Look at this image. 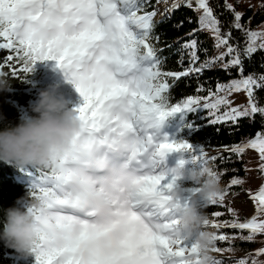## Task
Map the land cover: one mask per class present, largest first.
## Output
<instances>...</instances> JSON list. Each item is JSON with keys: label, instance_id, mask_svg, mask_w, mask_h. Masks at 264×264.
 <instances>
[{"label": "snow or ice", "instance_id": "1", "mask_svg": "<svg viewBox=\"0 0 264 264\" xmlns=\"http://www.w3.org/2000/svg\"><path fill=\"white\" fill-rule=\"evenodd\" d=\"M184 3L192 7V0ZM196 4V10H203L200 28L213 32L217 48L226 47L216 59L231 56L224 68L238 67L241 78L218 83L208 97L189 96L172 103L169 78L174 83L190 72L201 73L203 67L193 66L198 60L197 41L191 39L182 45L190 49L189 68L179 73L162 70V49L153 43L159 41L154 35L157 11L147 10L151 0H0V51L7 52L0 57V76L19 78L34 71L37 62L55 61L83 101L74 111L84 134L58 162L59 170L21 168L31 180L30 199L41 204L39 210L29 209L37 233L35 264H184L185 257L195 251V245L177 231L176 212L163 214L177 186L166 158L171 153H188L202 165L228 160L209 157L205 148L196 154L187 141L161 137L162 124L177 113L201 108L208 111L213 124L235 123L238 117L253 114L264 117V107L257 106L254 96V89H264V75L243 76L240 54L229 43L230 34H221L208 0H196ZM180 6L177 0L166 12ZM225 7L234 13L235 28L242 29V14L230 4ZM246 35L245 56L264 49V32ZM4 68L10 71L4 73ZM241 90L247 93L249 107L221 113V106L227 108L229 101L219 93ZM245 148L258 152L264 170V134L258 132L231 151L241 154ZM214 172L220 181V170ZM240 183L237 178L231 180L232 185ZM226 195L223 192L218 202L204 205L203 210L210 205L222 207ZM252 199L257 202V216L222 222L224 227L249 234L230 238L213 233L214 253L232 251L217 242L253 241L255 235L264 234V219L259 218L264 214V186ZM190 201L191 197L180 202L178 210ZM222 215L211 213L214 218ZM208 220L207 227H221L216 219ZM261 254L264 249L257 253ZM212 264L223 261L214 258Z\"/></svg>", "mask_w": 264, "mask_h": 264}, {"label": "trees", "instance_id": "2", "mask_svg": "<svg viewBox=\"0 0 264 264\" xmlns=\"http://www.w3.org/2000/svg\"><path fill=\"white\" fill-rule=\"evenodd\" d=\"M177 0H151V7L147 10L157 11L156 27L154 35L159 37V41H153L157 48L162 49L159 55L163 58L162 70L168 72H183L190 66V49L182 47L187 40L195 39L197 41V56L194 67H203L201 73L190 72L188 76L181 77L179 80L169 78L170 95L172 103L179 102L189 96L208 97L209 91L215 93L217 84H229L233 79L241 78L238 67L224 68L231 56H224L222 60L216 59L221 53L226 52V47H216V40L211 30H202L199 25V17L203 10L196 8L180 6L174 11L171 9L173 3ZM184 0H180L183 3ZM213 15L219 20V27L222 35L230 34L229 43L238 50L243 61V76L249 74L259 78L264 75V49L258 48L250 56L244 55L247 47V32H264V0H208ZM230 4L236 12L242 14L240 23L242 29H236L234 26V13L227 9L225 4ZM195 30V32H194ZM190 35V33H193ZM261 40H257V45ZM235 54V53H234ZM7 55L6 51H0V57ZM207 65V66H205ZM53 61L37 62L34 71L31 73H21L19 78L10 75L3 76L11 83V90L0 92V115L3 116V126H15L20 123L22 118H30L33 113L30 111L31 105L35 102L41 91L49 88H56L59 81L53 78ZM10 70L4 68L3 72L8 73ZM198 88L203 90L197 92ZM58 93L68 102L69 109H75L83 103L82 98L76 89H69L60 85L56 88ZM246 96L247 93L245 92ZM219 95L225 96L224 92ZM254 96L258 107H264V89L255 90ZM248 97V96H247ZM203 103V101L201 102ZM226 109V107H224ZM211 117L208 111L197 109L194 112L177 113L168 118L160 133L161 137L167 136L170 140L187 141L194 147V153L198 154L200 148H205L209 157H225L228 162L222 163L219 159L215 165L209 163L213 170H220V184L223 192L232 189L238 190L231 197H225L223 206L210 205L204 209L208 219H216L217 222L230 221L233 218L244 222L257 216V202L252 197L257 195L259 185L264 182V170H259L255 177L256 184L251 188L238 184L232 185L231 180H248L247 159L245 150L241 154L232 153V147L243 146L251 139L256 137L260 132L264 134V117L261 114H253L248 117H238L235 123L227 121L224 123H211ZM190 158H192L190 156ZM198 162L195 166L200 167ZM261 169V160L259 159ZM31 169V168H28ZM31 180L25 174L14 166L0 162V231L3 229L4 210L16 207V201L21 198L30 199ZM264 186V185H263ZM195 188L190 182L181 181L183 191L182 199L191 197L190 189ZM238 203V204H237ZM199 207L203 209L204 202L198 201ZM232 209V212H228ZM220 211L223 215L214 218L211 213ZM264 214H260L261 217ZM216 229L215 233H226L231 237L247 236V230L233 228ZM217 246L222 248H232V251L217 253L216 259L223 261V264H238L239 261L245 260L246 264H264V254L257 253L264 249V234H257L253 241H245L240 238L231 239L225 242H217ZM0 264H35L34 255L27 258H21L14 250L5 247L0 242Z\"/></svg>", "mask_w": 264, "mask_h": 264}, {"label": "clouds", "instance_id": "3", "mask_svg": "<svg viewBox=\"0 0 264 264\" xmlns=\"http://www.w3.org/2000/svg\"><path fill=\"white\" fill-rule=\"evenodd\" d=\"M11 90V83L0 76V92ZM30 118H22L15 126L0 127V162L21 168H37L58 171V162L73 148L78 138L84 134V127L74 109L56 88L41 91L31 105ZM0 115V125L3 124ZM193 158H181L169 173L177 181L190 182L198 189L191 201L178 210L182 202L183 191L177 184L171 193V199L163 209V214L176 212V228L179 235L195 245V251L185 257L184 264H212L214 257V234L207 229L208 217L199 207L198 201L207 205L219 201L223 189L213 170L207 164L196 168ZM16 207L4 210L3 229L0 242L14 250L21 258L33 255V246L37 239L34 216L29 209L39 210L41 204L32 199L21 198Z\"/></svg>", "mask_w": 264, "mask_h": 264}, {"label": "rangeland", "instance_id": "4", "mask_svg": "<svg viewBox=\"0 0 264 264\" xmlns=\"http://www.w3.org/2000/svg\"><path fill=\"white\" fill-rule=\"evenodd\" d=\"M196 7H197L196 0H192V7L191 8H196ZM158 19H159V17L156 18V20H158ZM53 62H54V64H56L55 61H53ZM57 75L61 78V80L65 83V85L73 86V84H71L70 82H68L66 80L64 73L60 68L57 69ZM226 98L229 101V106L226 109H224L225 106H221V109H220L221 113H223L226 110H230V108H238L240 111H243L245 108L249 107V98L246 96L245 91H243V90H241L239 92H232L230 94H227ZM165 122L162 124V126L160 128V133L163 130ZM193 150H194V147H193ZM245 155H246V159L248 161V163H247L248 180H246V181L242 180V183H240V184L249 189L253 185L256 184L257 180L255 179V177L257 176V174H259V170H262V169H260V165H259L260 157H259V154L256 150L251 149V148H245ZM190 156H191V154H188V153H171V154H169L166 158L167 168L170 169L171 167L175 166L177 161L181 158L191 159ZM197 163L195 165H192L191 163H189L188 168L195 167L197 165ZM177 184L181 188V181H177ZM263 185H264V182H262L259 186L262 187ZM236 192H238V190L232 189L228 192L227 196L231 197ZM259 218L264 219V215H262ZM221 227L223 229L231 228V227H224L223 225H221ZM206 230H208L212 233H215L216 228L207 227ZM222 234H226V233H222ZM229 237L231 238V236H229ZM229 240H231V239H229ZM216 255H217V253H214V256H216Z\"/></svg>", "mask_w": 264, "mask_h": 264}, {"label": "water", "instance_id": "5", "mask_svg": "<svg viewBox=\"0 0 264 264\" xmlns=\"http://www.w3.org/2000/svg\"><path fill=\"white\" fill-rule=\"evenodd\" d=\"M181 6H183V7H188V6H186V4L183 2V3H181Z\"/></svg>", "mask_w": 264, "mask_h": 264}]
</instances>
